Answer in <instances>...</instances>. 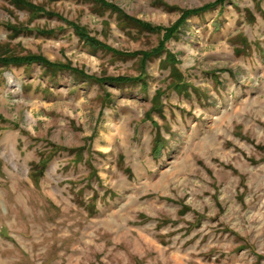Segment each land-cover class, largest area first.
Returning <instances> with one entry per match:
<instances>
[{"label": "rangeland", "instance_id": "374dc122", "mask_svg": "<svg viewBox=\"0 0 264 264\" xmlns=\"http://www.w3.org/2000/svg\"><path fill=\"white\" fill-rule=\"evenodd\" d=\"M22 1L0 58L67 70L0 64V264H264V0Z\"/></svg>", "mask_w": 264, "mask_h": 264}, {"label": "trees", "instance_id": "16d2710c", "mask_svg": "<svg viewBox=\"0 0 264 264\" xmlns=\"http://www.w3.org/2000/svg\"><path fill=\"white\" fill-rule=\"evenodd\" d=\"M92 2L94 3H97L99 5H102L104 7H108L112 10H116V8H114L113 6H110L109 4H107L105 1L103 0H91ZM18 3H21L25 8L29 9V10H32L33 12H36V13H45L44 10H42V8L38 7V6H33L32 4L30 3H27L25 1H22V0H17ZM223 2V0H218L216 1L213 5H210V6H206V7H203V8H200V9H197V10H194V11H187L185 12L184 15L186 16H190V15H199L200 13H203L205 10L207 9H210L212 7H215L217 6L218 4H221ZM49 14V13H48ZM136 23H138L142 28L146 29V30H149V31H155V32H160L161 29H158V28H153L147 24H144L142 22H138L135 20ZM70 26L72 27V29L74 30V32L76 33V35L78 37H80L81 39L87 41V42H91L93 45L94 43H96L94 40L90 39L86 34L85 32L79 28L78 26L74 25V24H70ZM174 29L176 30L177 27H174ZM175 32V31H174ZM173 31H165L164 30V33H165V36H172L174 34ZM163 44V43H162ZM102 47V46H101ZM161 47H159L158 49L154 50L153 52L149 53V54H142V56L144 57V59H148L154 55H157L159 52H160V49ZM103 49L105 50H108L110 51L109 49H107L106 47H103ZM112 51V50H111ZM115 52V51H114ZM118 53V52H117ZM120 56H122L123 54H118ZM134 55H138V54H132L131 56L133 57ZM124 56H127V55H124ZM130 57V56H129ZM33 63H37L39 65H42L44 66L45 68H58L60 69V71L62 70H67V68H64V67H59V66H54V65H51L50 63L46 62L43 58L41 57H37V56H29V57H25V58H14V57H11V58H0V64L1 65H22V64H27V65H30V64H33ZM110 82L114 83L115 85H118V86H123L125 84H129L131 81L129 80H123V79H110L109 80ZM156 150V148H155ZM44 166H45V162H44Z\"/></svg>", "mask_w": 264, "mask_h": 264}]
</instances>
